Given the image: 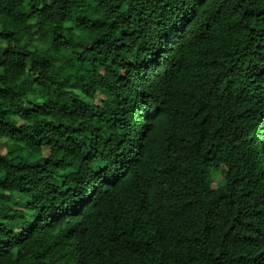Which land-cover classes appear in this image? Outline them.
Masks as SVG:
<instances>
[{"label": "trees", "instance_id": "trees-1", "mask_svg": "<svg viewBox=\"0 0 264 264\" xmlns=\"http://www.w3.org/2000/svg\"><path fill=\"white\" fill-rule=\"evenodd\" d=\"M0 264H264V0H0Z\"/></svg>", "mask_w": 264, "mask_h": 264}, {"label": "rangeland", "instance_id": "rangeland-1", "mask_svg": "<svg viewBox=\"0 0 264 264\" xmlns=\"http://www.w3.org/2000/svg\"><path fill=\"white\" fill-rule=\"evenodd\" d=\"M215 178H217V179H218V176H215Z\"/></svg>", "mask_w": 264, "mask_h": 264}]
</instances>
